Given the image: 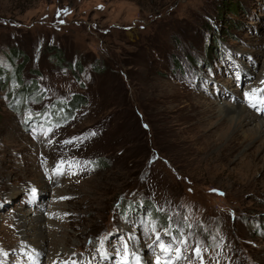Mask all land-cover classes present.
Masks as SVG:
<instances>
[{"label":"rangeland","instance_id":"1","mask_svg":"<svg viewBox=\"0 0 264 264\" xmlns=\"http://www.w3.org/2000/svg\"><path fill=\"white\" fill-rule=\"evenodd\" d=\"M263 86L264 0H0V264H120L125 243L130 264H264V167L238 163L259 142L196 138L209 104L264 117ZM36 213L41 256L16 224Z\"/></svg>","mask_w":264,"mask_h":264},{"label":"bare ground","instance_id":"2","mask_svg":"<svg viewBox=\"0 0 264 264\" xmlns=\"http://www.w3.org/2000/svg\"><path fill=\"white\" fill-rule=\"evenodd\" d=\"M262 90H264V86L258 92L261 93ZM250 102L253 103V100L251 99ZM210 105L211 104L204 107L203 110V113H210L206 115V118H202L200 119L201 121H198V127L200 128V131L199 134H196V138L201 141L202 152L206 151V149H209L211 146L219 144L221 141H225L226 138V141H229L228 146L230 147L237 146L238 142H240L241 147H247L250 145L249 142L256 138L254 141L259 142V144L256 145V143H254L248 150L252 149L253 147L254 148L251 151H248L247 155L242 157L238 163L242 167L246 168H252L253 166L264 167V154L258 162L251 159L255 150H259V146L264 145V117L251 112V109H249L247 104L242 105L238 102H233L227 105H214L213 110L210 109ZM213 117H217L219 119L215 122ZM231 127H234L233 130H231ZM230 130L231 132L228 134ZM247 174L248 173H244L242 175L245 176ZM17 220L18 221H16V224L21 232L22 237L21 243L24 244L26 242L28 245L33 243V245H31L33 250L37 251L39 256H41V252L45 250L43 246L44 244L42 243L43 240L46 239L44 235V226H50L49 220H44L43 216L39 213L34 214L32 217L21 214L20 217H17ZM54 241L55 240L52 241L54 248L52 251H50L51 253L48 258L59 255L58 259L56 260H60L64 259L62 257L63 255L68 257L70 255L68 249L66 248L68 240L66 238H59L55 242ZM19 248L22 250L21 246H19ZM26 252L28 251L26 250ZM36 260L37 259L33 257L32 259H28V262L26 263H24V261L17 262L19 264H39V260ZM133 264H135V262Z\"/></svg>","mask_w":264,"mask_h":264},{"label":"snow or ice","instance_id":"3","mask_svg":"<svg viewBox=\"0 0 264 264\" xmlns=\"http://www.w3.org/2000/svg\"><path fill=\"white\" fill-rule=\"evenodd\" d=\"M246 95H249V94L246 93ZM256 102H257V103H264V99L257 98V101H256ZM251 106L255 107V106H256V103H252ZM92 135H95V133H92ZM71 142H72V141H65L64 143H71ZM62 164H63V162H61V166H58L57 169L55 170L57 174H63V167H62ZM35 191H36L35 189L32 190L33 195H35ZM157 240H160V237H159V236H157ZM182 243H186V241H182ZM102 247H103V245H101V248H102ZM159 247H160V249H161V251H162L163 253H165L166 255L169 256V259H170V258H171V252H170V250H171V244H169V245H165L163 242H161V243L159 244ZM174 251H175V253H176V258H177V259H180V258H181V255H180L181 250H180V248L177 247V248H175ZM193 251H194V253H195L197 256L200 255V248H199V247L195 248ZM118 254H119V253H118ZM124 254H125V258L121 260L120 264H130V262H129V260L127 259V257L130 256V255H132V254H131V253L129 252V250H128V245H127V243L124 244ZM101 258H102V259H103V258H106V256H105L103 253H101ZM135 259H136V264H139L140 258L137 256V257H135ZM156 264H161V262H160V258H159V257H157V262H156ZM165 264H169V262L166 261Z\"/></svg>","mask_w":264,"mask_h":264},{"label":"trees","instance_id":"4","mask_svg":"<svg viewBox=\"0 0 264 264\" xmlns=\"http://www.w3.org/2000/svg\"><path fill=\"white\" fill-rule=\"evenodd\" d=\"M61 1L63 2L64 0H58V3L59 4H61ZM52 48H54V47H51L50 48V50L52 49ZM13 54V55H12ZM53 54V56H54V58H55V61H59L60 59H62L63 57L60 55V53H58L57 51L55 52V53H52ZM9 58H12L13 59V61L14 60H16V59H18V58H20L21 59V63L20 64H18V65H16V70H19V69H21V67H22V64H23V62H26V57H25V55L21 52V51H18V50H16L15 51V49H13L12 50V53H10V56H9ZM74 64H78L77 62H75ZM177 67H176V62H174V68L173 69H176ZM86 100H87V98H86V96L85 95H83V94H81V93H74V94H72L71 96H70V98L68 99V100H66L67 101V103L68 104H70L72 107H78L79 105H81L82 103H85L86 102ZM100 159V158H99ZM103 160H105V159H103ZM143 174H145L144 172H142L141 173V175H140V181L142 180V178H143ZM143 181H144V178H143ZM124 192H129V191H124ZM145 202H146V204L149 206L151 203L149 202V199H145ZM160 214V213H159Z\"/></svg>","mask_w":264,"mask_h":264}]
</instances>
